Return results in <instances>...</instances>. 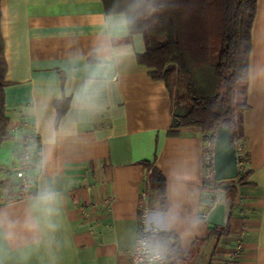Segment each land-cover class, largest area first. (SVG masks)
<instances>
[{
    "label": "crops",
    "instance_id": "0c3cea01",
    "mask_svg": "<svg viewBox=\"0 0 264 264\" xmlns=\"http://www.w3.org/2000/svg\"><path fill=\"white\" fill-rule=\"evenodd\" d=\"M0 30V264H126L150 202L144 161L165 178L166 211L149 207V218L178 237L177 264H264V0L237 141L245 178L222 183L234 190L219 237L205 221L217 191L204 174L207 137L173 126L175 73L155 80L138 62L144 39L125 14L107 13L102 0H0ZM25 137L36 142L23 190Z\"/></svg>",
    "mask_w": 264,
    "mask_h": 264
},
{
    "label": "trees",
    "instance_id": "16d2710c",
    "mask_svg": "<svg viewBox=\"0 0 264 264\" xmlns=\"http://www.w3.org/2000/svg\"><path fill=\"white\" fill-rule=\"evenodd\" d=\"M256 2L102 0L107 13L125 14L130 33L142 34L145 51L137 55V60L150 68V76L163 80L170 72L175 73L177 110L173 126L198 127L212 145L221 124L229 126L233 145L242 135L243 113L248 108V61ZM5 72L0 30V141L8 136L2 94ZM170 134H177V130ZM29 139L32 155L36 140ZM143 164L149 169L148 207L166 211L165 178L148 161ZM208 178L206 183L211 182L213 190L223 189L227 195L233 192L232 186L222 185L226 180L215 181L212 175ZM244 178L239 170L235 179ZM222 229L213 226L211 232L219 237ZM151 241L162 251L167 264H177L181 259L178 237L172 231L159 230L151 235Z\"/></svg>",
    "mask_w": 264,
    "mask_h": 264
},
{
    "label": "built area",
    "instance_id": "2783aa9c",
    "mask_svg": "<svg viewBox=\"0 0 264 264\" xmlns=\"http://www.w3.org/2000/svg\"><path fill=\"white\" fill-rule=\"evenodd\" d=\"M31 140L25 137L22 141L21 166L16 170V177L20 179V186L24 190L28 186L26 170L28 169L31 157ZM235 155L239 170L245 159V151L240 143L234 145ZM205 177H211L213 173V145L209 138L206 139L205 151L203 156ZM147 196V191L141 192V198ZM150 210L146 204L140 207L138 217L136 241L134 247L130 250L126 264H167L166 259L160 249L155 247L151 241V235L159 231L150 222Z\"/></svg>",
    "mask_w": 264,
    "mask_h": 264
},
{
    "label": "water",
    "instance_id": "95a60500",
    "mask_svg": "<svg viewBox=\"0 0 264 264\" xmlns=\"http://www.w3.org/2000/svg\"><path fill=\"white\" fill-rule=\"evenodd\" d=\"M239 168L232 143V133L228 125L221 124L215 131L213 141V174L215 181L235 179ZM231 212V202L223 189L216 191L214 203L205 215L211 226L225 227Z\"/></svg>",
    "mask_w": 264,
    "mask_h": 264
},
{
    "label": "clouds",
    "instance_id": "9594fccd",
    "mask_svg": "<svg viewBox=\"0 0 264 264\" xmlns=\"http://www.w3.org/2000/svg\"><path fill=\"white\" fill-rule=\"evenodd\" d=\"M50 199H51V197H45V198H44V203H45V204L48 203V202L50 201Z\"/></svg>",
    "mask_w": 264,
    "mask_h": 264
},
{
    "label": "rangeland",
    "instance_id": "374dc122",
    "mask_svg": "<svg viewBox=\"0 0 264 264\" xmlns=\"http://www.w3.org/2000/svg\"><path fill=\"white\" fill-rule=\"evenodd\" d=\"M169 75H170L169 77H172V75H173V74H172V72H170V74H169ZM238 143H239V142H238Z\"/></svg>",
    "mask_w": 264,
    "mask_h": 264
}]
</instances>
